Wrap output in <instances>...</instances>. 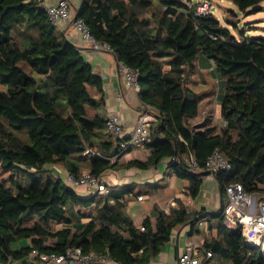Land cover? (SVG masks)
Returning a JSON list of instances; mask_svg holds the SVG:
<instances>
[{"label":"trees","instance_id":"1","mask_svg":"<svg viewBox=\"0 0 264 264\" xmlns=\"http://www.w3.org/2000/svg\"><path fill=\"white\" fill-rule=\"evenodd\" d=\"M229 1L247 11L264 0ZM190 2L82 0L75 13L96 41L138 72L140 99L153 108L152 138L144 145L151 156L127 167L149 168L176 157L174 170L189 179V194L197 197L207 172L191 170L185 158L193 153L204 168L219 149L232 165L216 176L223 195L235 182L249 193L264 192V36L238 40L212 12L197 15ZM201 59L212 61L225 78V125L189 123L200 99L186 80ZM0 84L6 87L0 89V264H33L27 260L33 250L64 253L70 247L107 253L122 264H148L188 219L184 209L160 211L156 225L146 220L143 231L124 211L122 194L83 197L60 176L46 173L47 165H57L78 175L84 166L101 176L124 152L104 131L107 120L88 112L101 101L90 92V87L103 90L101 76L76 44L56 34L41 0H0ZM23 130L28 146L15 134ZM20 172L28 184L15 177ZM83 217L91 220L83 223ZM23 239L28 245L16 247ZM207 251L219 256V264H264V254L245 243L239 224L222 223L218 236L205 243Z\"/></svg>","mask_w":264,"mask_h":264},{"label":"crops","instance_id":"2","mask_svg":"<svg viewBox=\"0 0 264 264\" xmlns=\"http://www.w3.org/2000/svg\"><path fill=\"white\" fill-rule=\"evenodd\" d=\"M41 1L44 6H47L55 4L58 0ZM81 1L70 0L73 5L74 14L80 6ZM56 28L58 36L66 38L80 48L82 54L93 66L95 73L102 78L103 90L101 92H98L95 87H90L91 94L96 99H101V101L96 106L88 108L89 115L100 114L106 120L111 115H118L123 124V133L128 137L133 132L144 107L139 96V91L128 86L123 75L118 71L119 61L117 57L113 51L103 47L94 48L93 44L84 39L82 34L76 30L73 22H59L56 24ZM203 64L213 69L212 61L202 59L200 63H196L195 69L188 74L186 85L187 82L191 83L192 81L193 84L199 87L204 82V72L198 71V69L202 68ZM166 67L168 68L166 70L170 69V65H166ZM198 93L200 99L199 111L196 116L189 117V123L196 128L206 125H223L220 93L219 96L215 95L211 90H202L198 91ZM104 131L107 132V128ZM150 156L151 150L146 146H132L120 157L112 158V162H116L117 166L101 175V178L109 188V192L122 194L120 201L124 204V211L139 228L143 226L146 220H149L152 226H155L159 212L164 211L166 206L169 207L168 213L180 209L186 211L188 219L173 229L169 241L162 245L160 251L155 256L150 257L148 264H174L178 255L185 250L191 241L196 243L198 239L200 243L196 244L204 251L205 243L212 237L218 236L222 223L228 228H235L237 226L233 223V219L230 220L219 216V214H222V207L226 196L223 195L219 182L213 176L203 175L200 193L197 197H192L189 194V179L180 177L169 159L162 160L160 163L152 165L149 168H140L135 165L127 167V163L130 161L147 162ZM45 169L57 177L61 176L62 173H66L67 175V171L61 166L47 165ZM81 169L79 174L84 173V169L89 170L84 166ZM261 188L264 190V184ZM75 189L83 197H89L98 193L96 188L92 186H78ZM254 195L264 199V192L255 193ZM140 196H143V199L140 200ZM87 211L88 208L82 210V212ZM32 219L27 221L26 225H32L36 218L33 217ZM203 219H205L204 224L199 225L198 222ZM90 220V217H83L81 222L87 223ZM214 220L219 222L216 232L213 230L212 221ZM30 221H32L31 224ZM54 226L55 229L62 227L61 224H52V228ZM201 230H203L205 237L201 236ZM199 235L201 238H198ZM15 245L16 247L28 245V240L23 239L15 243ZM27 260L28 263H32L30 262V258ZM16 263L20 264L17 261ZM91 264L112 263L93 262Z\"/></svg>","mask_w":264,"mask_h":264},{"label":"built area","instance_id":"3","mask_svg":"<svg viewBox=\"0 0 264 264\" xmlns=\"http://www.w3.org/2000/svg\"><path fill=\"white\" fill-rule=\"evenodd\" d=\"M51 21L54 24L59 22H73L74 27L78 30L84 39L91 42L94 48L103 47L112 51L109 45L96 41L89 32L83 19H77L73 11V5L70 0H58L53 5L45 6ZM208 3L202 2L196 8L197 15H205L208 12ZM118 71L123 75L125 82L134 90L139 91L138 72L131 69L125 63L119 62ZM143 112L133 130V132L125 139L123 133V124L118 115H111L107 119V131L114 139L120 141L122 152L127 151L132 146H143L152 138V122L156 118L152 115L153 108L150 105L143 104ZM225 125V122H223ZM91 150H87V153ZM173 157L170 161H177ZM186 165L194 171L204 170L207 175L216 178L219 172H229L232 169L231 163L223 156L219 149H215L208 157L204 168H200L193 153L185 158ZM65 182L76 188L78 186H92L100 194H107L109 188L101 178L85 171L82 174L67 173ZM226 201L222 210V216L226 219H233L235 224H239L242 228L245 243L254 248H258L264 254V199L258 198L252 193L245 190L244 185L240 182L231 183L225 188ZM139 199H143L140 196ZM165 212H169V207L164 208ZM204 220L198 222L199 225L204 224ZM145 230L144 226L140 227ZM213 254L211 251L204 252L198 245L191 241L181 252L174 264H204L211 260ZM30 262L33 264H91L93 262H108L112 264H122L109 256V254L98 253L95 251L84 252L81 247H70L64 253H47L33 250L30 254ZM28 258V259H29ZM9 264H17L12 261Z\"/></svg>","mask_w":264,"mask_h":264},{"label":"rangeland","instance_id":"4","mask_svg":"<svg viewBox=\"0 0 264 264\" xmlns=\"http://www.w3.org/2000/svg\"><path fill=\"white\" fill-rule=\"evenodd\" d=\"M184 1L187 2V0ZM205 1L209 5L208 10L220 20L223 26L228 27L238 40H243L244 37L264 36V1L247 11L240 10L234 3L229 0H191L190 5L196 4L198 7L202 2ZM200 54L202 55L201 52ZM199 61L200 60H198V63ZM165 68L168 69L166 66ZM198 71L204 72V82L199 87L198 85L196 86L195 84H193L192 81L191 83L187 82V86L189 87V89H191L197 97L199 96L198 91L202 90H211L217 96L220 93L222 97L226 91L225 78L223 77V75L210 68V66H204V64L201 69H198ZM0 89L5 90L6 87L0 84ZM15 134L21 140V143L23 145L28 146L31 144L25 130L16 131ZM62 170L64 171V169ZM83 171L85 172L88 170L84 169ZM46 173H49V171L47 170ZM15 177L21 180L24 185L30 182V180L26 177L25 172H20L16 174ZM60 177L63 182H65L66 173H62ZM6 184L9 185L10 180L7 181ZM76 208L81 211L86 210L85 207H82L80 205H77ZM214 221H212L214 227L213 230L214 232H216L219 222L217 220ZM31 223L32 221H30V224ZM53 229H55V226ZM201 231V236L205 237L203 230ZM201 236L199 235L198 238H201ZM196 243H200V241L197 239ZM220 262H222V260H220L219 256L216 255L204 264H219ZM224 262L229 263L228 261Z\"/></svg>","mask_w":264,"mask_h":264}]
</instances>
